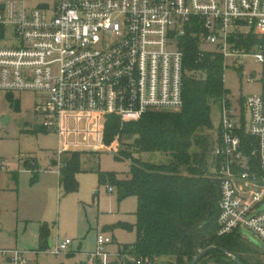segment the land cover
I'll list each match as a JSON object with an SVG mask.
<instances>
[{
  "label": "built area",
  "instance_id": "2783aa9c",
  "mask_svg": "<svg viewBox=\"0 0 264 264\" xmlns=\"http://www.w3.org/2000/svg\"><path fill=\"white\" fill-rule=\"evenodd\" d=\"M8 35L17 45L0 47V92L44 96L36 112L62 141L59 173L69 151L110 150L102 143L105 117L133 121L151 111L183 109V39L214 46L224 69L230 58L243 65L253 56L263 67L262 94L245 100L248 128L233 120L236 109L223 100L212 171L220 190L217 235L247 229L264 242V0H55L52 7L0 0V44ZM250 39L258 43L247 49L242 42ZM73 243L66 239L48 252L69 253ZM114 243L97 232L85 264L157 260L139 257L133 246L112 249ZM27 255L0 250V264H29Z\"/></svg>",
  "mask_w": 264,
  "mask_h": 264
},
{
  "label": "trees",
  "instance_id": "16d2710c",
  "mask_svg": "<svg viewBox=\"0 0 264 264\" xmlns=\"http://www.w3.org/2000/svg\"><path fill=\"white\" fill-rule=\"evenodd\" d=\"M243 43L249 49L258 42ZM179 45L185 56L181 111H151L133 121L115 115L104 118L102 143L119 144V160L132 165L126 179L99 171V184L115 188L119 201L128 197L138 201L136 223H119L111 231H135L136 242L127 246H133L139 257H165L170 264H190L204 253L199 264H235L233 258L243 264H264L261 252L239 232L217 235L220 190L211 169L216 145L211 106L226 100L224 59L216 52H203L189 36ZM8 99L12 100L10 95ZM242 136L250 142L244 132ZM144 153H159L164 161L145 163L135 157ZM86 154L73 150L61 157L59 183L65 193L78 191V174L94 172L83 168ZM48 232L42 230V241Z\"/></svg>",
  "mask_w": 264,
  "mask_h": 264
},
{
  "label": "rangeland",
  "instance_id": "374dc122",
  "mask_svg": "<svg viewBox=\"0 0 264 264\" xmlns=\"http://www.w3.org/2000/svg\"><path fill=\"white\" fill-rule=\"evenodd\" d=\"M54 4L55 0H30V7H52ZM9 35L0 47L17 45ZM201 50L214 52L215 47L203 44ZM262 73V65L253 56L245 59L243 65L232 58L226 61L225 98L236 109L233 120L245 123L247 128L250 112L243 105L247 97L262 94ZM249 77L256 82L251 85ZM44 100L43 95L32 92H0V248L39 251L36 258L39 264H81V257L74 252L79 248L92 250L99 231L114 237L119 244L133 245L136 242L134 231L110 230L119 223L135 224L137 199L128 197L119 201L116 189L100 185L98 177L100 171L126 179L132 163L119 160L121 148L116 142L110 150L78 149L88 154L83 157V168L94 172L78 174V191L65 193L59 186V176L49 173V170L57 169L52 162L57 161V152L63 145L59 136L43 127L44 119L36 112ZM211 107L213 131L218 137L223 120L222 101L214 102ZM5 118L10 120L4 125ZM135 157L145 163L161 164L164 161L159 153L135 154ZM32 158L35 164L29 161ZM210 167L209 164L208 176ZM45 228L49 229V240L54 244L73 240L72 250L60 256L41 250V233ZM239 234L264 258V242L247 229H240ZM19 243L24 245L20 247ZM154 264L170 263L167 258L160 257Z\"/></svg>",
  "mask_w": 264,
  "mask_h": 264
},
{
  "label": "crops",
  "instance_id": "0c3cea01",
  "mask_svg": "<svg viewBox=\"0 0 264 264\" xmlns=\"http://www.w3.org/2000/svg\"><path fill=\"white\" fill-rule=\"evenodd\" d=\"M29 161H31V163L32 164H35L36 162H35V159H30ZM52 165L55 167V168H57V169H55L54 171H50L49 170V173H54V174H57L58 176H59V180H60V173H59V171H58V162L56 161H53L52 162ZM212 169V168H211ZM59 186H60V183H59ZM136 223V222H135ZM49 230V229H48ZM99 231V230H98ZM111 231V230H110ZM101 232H104V231H101ZM135 232V231H134ZM104 233H106V232H104ZM96 237L97 236H95V240H94V243H93V247H92V250H82L81 248H79V250L77 251V252H74L75 254H77L79 257H81V264H85L86 263V261H87V258H86V253H88V252H91V251H93L94 249H95V247H96ZM49 238H50V231L48 232V237H47V240H41V244H42V247H44V249H42V247H41V250H43V251H47L48 252V250H49V248L54 244L52 241H50L49 240ZM113 239H114V246L112 247V249H117L119 246H127V245H122V244H119L116 240H115V238L114 237H112ZM50 242H52V245L50 246ZM58 243V242H57ZM48 244V249H47V247H46V245ZM74 244V243H73ZM12 245V244H11ZM17 245H20V247L22 246V245H24V244H22V243H19V244H17ZM72 247H73V245L71 246V248H70V251L72 250ZM14 249H18V250H22V251H25V252H28V260H29V264H39L38 263V261L36 260V258L38 257V255H39V251H27V250H25V249H20V248H18V247H15V248H13V247H8V248H0V250H14ZM49 253V252H48ZM50 254V253H49ZM64 255V254H63ZM60 256V255H59ZM210 264V263H209ZM211 264H213V263H211Z\"/></svg>",
  "mask_w": 264,
  "mask_h": 264
},
{
  "label": "water",
  "instance_id": "95a60500",
  "mask_svg": "<svg viewBox=\"0 0 264 264\" xmlns=\"http://www.w3.org/2000/svg\"><path fill=\"white\" fill-rule=\"evenodd\" d=\"M10 118H5L4 120V125L7 124L9 122ZM52 245V242H50V246ZM206 255V253L200 255L199 257H197L193 262H191L190 264H199V262L202 260V258ZM234 263L235 264H243L240 261L236 260L235 258H233Z\"/></svg>",
  "mask_w": 264,
  "mask_h": 264
}]
</instances>
